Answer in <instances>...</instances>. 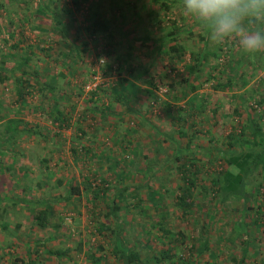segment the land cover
<instances>
[{"label":"rangeland","instance_id":"obj_1","mask_svg":"<svg viewBox=\"0 0 264 264\" xmlns=\"http://www.w3.org/2000/svg\"><path fill=\"white\" fill-rule=\"evenodd\" d=\"M161 1L84 0L76 6L72 0H61L54 18L69 28L68 36L63 37L50 13L38 11L39 0H0V5H5L0 6V61L4 59L5 66H12L29 56L27 65L20 68L36 73L43 83L52 81L56 88L54 100L49 93L42 97L34 89L21 107L15 103L12 79L0 84V136L5 134L3 125L10 118L20 119L19 129L29 131L17 134L13 142L0 140V169L8 181L0 184V198L10 199L14 194L18 199L15 207H8L11 215L5 213L0 219V264H29L28 250L33 252V264H91L85 253L107 255L94 264H122L111 257L113 237L109 231L96 232L101 223H109L110 229L119 225L122 247L135 246L143 257L153 258L163 246L170 247L169 240L152 228L153 221L143 215L141 209L146 203L119 210L115 219H110L103 215L113 192L98 197L94 192L103 178L112 179L120 171L128 174V179L120 181L135 187L143 198L146 188L141 184L145 181L152 188L174 190L179 174L168 160L173 147L186 142L177 127L188 134L195 132L191 149L202 163L193 192L197 221L189 223L187 232L202 223L210 225L208 251L198 256L195 251L193 261L264 264V209L257 200L244 204L239 198L217 202L213 207L214 193L207 188L211 176L225 168L220 160L210 163L208 159L227 151L229 135L238 134L247 116L262 115L260 122L264 124V112L255 107L257 93L253 91L257 82L264 80V52L252 58L259 66H250L247 59L251 57L241 53L235 38L221 46L212 44L208 36L204 42L200 36L206 31L186 15L181 0H166L171 5L168 11L160 6ZM94 11L102 16L106 32H91L87 27L91 24L87 17ZM173 26L185 47L181 58L166 50L175 43L166 40ZM75 45L82 51H73ZM198 54L207 60L192 72L189 68ZM238 61L244 62L241 70L245 77L250 75L247 86L216 90L215 84L233 76ZM38 78L33 77V81ZM185 80L197 89L191 91ZM130 82L137 87L135 94L123 88ZM112 88L123 94V101L111 98ZM167 105L172 110L167 111ZM57 111L66 114L68 122L60 125L55 121ZM177 117L184 120L175 121ZM32 131L36 134L31 135ZM19 151L25 157L19 156ZM102 154L105 159L100 158ZM180 159L184 163V156ZM115 160L119 163L111 169ZM59 179H73L80 185L89 181L91 188L77 199L69 194L65 183L57 186ZM173 196L164 194L162 201L168 214L174 210ZM126 199L127 203L134 202L130 195ZM43 200L55 203L45 228L33 218L43 211ZM257 210L260 220L256 223ZM177 214L180 212H174L167 223L173 221L174 227L178 226ZM2 221L8 224L5 229ZM235 224L246 238L242 233L240 237L232 234ZM80 241L81 252L77 250ZM97 242L103 245L102 253L96 250ZM244 247L247 255L241 261ZM177 249L181 258L187 255L185 246L178 245ZM52 252L57 255H50Z\"/></svg>","mask_w":264,"mask_h":264},{"label":"trees","instance_id":"obj_2","mask_svg":"<svg viewBox=\"0 0 264 264\" xmlns=\"http://www.w3.org/2000/svg\"><path fill=\"white\" fill-rule=\"evenodd\" d=\"M61 0H39V3L37 5V9L39 12H45L44 14H48V12L51 15L52 21H55V24L57 26V30H59L62 34V36L66 37L69 34V28H66L65 25H62L60 21H57L55 17V8ZM73 3L76 6H79V4L84 0H72ZM10 3V1L8 2ZM51 7H50V5ZM3 7L5 5L1 4ZM0 5V6H1ZM160 6L164 10H170L171 5L167 3L166 0H162L160 2ZM51 9L54 10V13L51 11ZM62 10H68L66 7H62ZM102 16L99 12H93L87 17V20L90 21V25L87 27L90 29L91 32H106L107 26L102 21ZM153 22H159V21H153ZM177 30L173 26L170 31L167 33V39L173 41L172 45L167 47V51L171 52V55L174 57H179L184 54L185 47L183 46V43L181 44L179 42V38L176 35ZM201 40L204 42L207 39V33L202 34L200 36ZM160 41H164L165 38L159 39ZM72 44V43H71ZM73 51L80 52L82 51L81 48L77 47L76 45L73 46ZM215 59L217 58V54L211 53ZM207 56L198 54L196 57L193 56L194 65L191 66L189 69L190 71L194 68H197L198 65H200V62L202 60H207ZM251 58L247 59V63L250 66H253L257 68L259 65L257 61H252L253 56H248ZM29 56L22 58V62L20 63L16 62V64H12V66H5L7 63L6 61L1 60L0 61V84H3L4 82L9 81L12 79V83L14 85L13 91L15 95V103L18 104V106L23 107L26 104L27 96L33 92L35 89L38 92H41L42 97L49 93L51 95V98L54 100V92L55 87L53 86L52 81L48 82H42L38 75L34 72L30 73L25 69H22L20 67L26 66L29 61ZM224 65H222L223 67ZM241 66H244V62L238 61V63L235 66L234 74L233 76L230 75V77L225 81L224 83H217L215 84L216 90H231L233 88L243 89L247 86L249 82V77H245L244 71L241 70ZM226 68L225 66L223 67ZM230 67H228L229 69ZM19 72V76L16 75ZM236 72V73H235ZM252 74V73H251ZM33 77H37L38 79L33 81ZM32 78V79H31ZM187 80H185V84H187ZM126 89V91H132L133 94L136 92V85L134 83H127L126 86L123 87ZM187 88H190L191 91H194L197 89L196 86H189L187 84ZM253 91H256L257 93V99L255 101V107L258 108V110H261L264 112V80H261L260 82H257L256 87L253 89ZM111 92V98L115 101H123L122 97L123 94H121L120 91L116 89H110ZM43 93V94H42ZM53 95V96H52ZM238 97V96H233ZM56 103V102H55ZM196 106V105H195ZM167 111L172 110V108L167 105ZM262 114V113H261ZM105 115V114H103ZM55 121H59L60 125H63L64 123L68 122L67 119L69 117L66 114H63L61 111L54 112L53 115ZM262 115H257V117L253 116H247L245 123L241 124V128L238 132V134H230L228 139V149L227 151H224L221 153V157L219 158H213L208 159V161L211 163L216 160H220L224 164V169H221L218 174L215 173L214 176H211V186L207 188H211L213 191V196L211 199L214 201L213 207L217 205V202L219 204H222L221 202H224L226 199L229 200L231 198H239L241 201L244 202V204L248 203V200L250 202H253L254 200L258 201V205H260L264 209V124L260 122V119H262ZM184 118L177 117L175 121H183ZM22 121L17 118H10L6 121L5 125H3V131L4 135L0 138L1 142L8 141L10 139L12 142L15 141L16 135L19 133H28L29 131L27 129H19V126H21ZM178 133L183 137V139L186 140L183 146L176 145L173 147V159H169L168 162H171L173 166L175 167L176 172L179 174L178 176V184L174 190L167 191L164 186L154 187L147 185V181L145 183L141 184V188H146V195L143 198L139 195L138 191H136L135 187H132L128 184H124L122 179H128V174L123 173V171L115 173L112 175V179H105L103 178L101 180V187L95 188V194L94 196L98 197L100 194H104L106 192H113L112 196V202L106 207L105 213L103 216L109 217L110 219H115L116 214L119 210H126V208L132 207L136 208L143 202L146 203L145 207L141 210H143V215L146 216L147 219H150L153 221V227L157 229V232L160 233V236L162 239H168L171 246H163V248L160 249V252H158V255L155 257H143L141 256V253L138 248L135 246L125 247L123 248V238L120 236L121 227L119 225H115V231L110 229L109 223H101L100 225H97L96 232L98 234H101L102 232L109 231L108 234H110L113 238L110 240V253L111 257L118 263L122 264H179L178 261H180L182 264H196L195 261H193L194 252L196 251V255H200L202 252L208 251L209 246V236H208V230L210 225H206L205 223L201 224L200 227H196V229H191V231L187 232L189 227V223L192 221L195 223L197 221L196 219V210L195 207H197L196 200L194 198L193 192L194 189L197 187V174L199 173L202 163L198 162V158L195 154H193V150L191 149V140L196 138L195 132L188 134V132L182 130L181 128L177 127ZM80 130V129H79ZM31 135H35L36 131L30 132ZM166 140V139H165ZM169 140V138H168ZM170 141V140H169ZM171 142H173V139H171ZM172 147V146H171ZM75 152V151H74ZM0 153L2 154V150L0 149ZM208 154V153H207ZM19 156H24L25 154L22 151H19ZM184 156V163H180L182 159H180L182 156ZM209 156V155H208ZM100 158H106L104 154L100 156ZM124 161V160H123ZM125 162V161H124ZM41 163V162H40ZM113 166L110 167L111 169L114 168L119 161L115 160L113 162ZM6 167V166H4ZM10 168V167H9ZM7 169V168H6ZM262 172V173H261ZM147 180V175H146ZM8 181H6L4 177L3 170L0 169V184H6ZM57 186H61L62 183H65L67 188H69V194L72 196H75V198L79 199V197L82 194V191H88L91 188L90 182L86 181L83 182L81 185L71 180H66L65 182L62 181V179H59L56 181ZM12 191H16V188L14 186L11 187ZM206 188V189H207ZM200 193V192H199ZM164 194L167 195H174L173 196V205L174 210L173 213H169L166 210V205L162 203ZM127 195H130L131 198L134 199V202L127 203L126 197ZM67 198V197H66ZM68 198H70L68 196ZM67 198V199H68ZM102 198V196H101ZM17 196L12 194L10 196V199L0 198V204L3 205V211L0 213V219H2L3 214L7 213L11 215L9 212V208H13L17 205ZM10 201L11 204L8 205L6 202ZM54 202L50 201H42V205L44 206L43 211L39 212L38 215L36 214L33 218L36 224H38L40 227L45 228L50 224V217L53 215V204ZM55 204V203H54ZM0 205V206H1ZM250 208V206L246 207ZM150 209L153 211V214L150 212ZM147 211V212H146ZM149 212V213H148ZM174 212H180V214H177V222L178 226L174 227L172 222L170 224L167 223V219L174 214ZM203 212V211H202ZM257 218L255 222H258V219L260 220V214L259 211H256ZM185 223V225H183ZM199 223V222H198ZM2 228L5 229L8 224L4 221L1 222ZM112 225V224H111ZM20 227V225H17V228ZM176 228V230L174 229ZM232 234L240 237L242 233L241 227L239 225L235 224V226L231 227ZM17 231H19L17 229ZM245 235L246 234L242 233ZM107 238V235H106ZM161 239V240H162ZM98 246H96V250L100 251L102 253L104 251L103 245L101 243L97 242ZM166 245V244H163ZM178 245L185 246V251L187 252L184 256L181 258L178 256ZM220 247H222L221 244H219ZM83 242L80 241L77 246L78 251H82ZM210 250V249H209ZM31 250L27 251V261L29 264H33L32 260V254ZM88 257V261L91 264L97 263L99 261H104V259H107V255L104 253L100 255H95V253H85ZM52 256H56V252L50 253ZM247 255V248L244 247L242 249V255H241V261L244 260V258ZM34 256L37 257V252H34ZM211 256V253L209 252V257ZM17 259L15 258V261ZM182 260V261H181ZM195 260V259H194Z\"/></svg>","mask_w":264,"mask_h":264},{"label":"clouds","instance_id":"obj_3","mask_svg":"<svg viewBox=\"0 0 264 264\" xmlns=\"http://www.w3.org/2000/svg\"><path fill=\"white\" fill-rule=\"evenodd\" d=\"M181 6L212 44L235 38L243 55L264 52V0H181Z\"/></svg>","mask_w":264,"mask_h":264},{"label":"crops","instance_id":"obj_4","mask_svg":"<svg viewBox=\"0 0 264 264\" xmlns=\"http://www.w3.org/2000/svg\"><path fill=\"white\" fill-rule=\"evenodd\" d=\"M3 210H4V209H3ZM3 210H1V211H3ZM1 211H0V212H1Z\"/></svg>","mask_w":264,"mask_h":264}]
</instances>
